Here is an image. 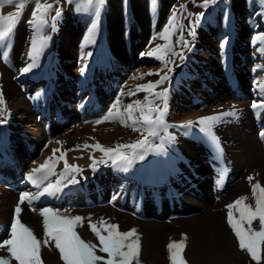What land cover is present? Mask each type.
Masks as SVG:
<instances>
[{"label": "bare ground", "instance_id": "bare-ground-1", "mask_svg": "<svg viewBox=\"0 0 264 264\" xmlns=\"http://www.w3.org/2000/svg\"><path fill=\"white\" fill-rule=\"evenodd\" d=\"M146 2H149V14L153 15L152 19L146 16ZM40 3L42 4L43 0H40ZM170 3L171 0H104L100 5L97 0H88L84 8L77 5L73 11L60 13V30L56 31L53 25L51 28L56 31V47L62 58L57 59L56 63L54 61L50 67L44 57L38 58L35 67L26 73L21 70L31 63L28 57L31 41L36 39L39 44L43 30L51 28L47 20L43 24L29 23L33 9L29 17L26 18L25 15L26 19L21 21L24 14L22 12L7 41L0 44V88L4 97L9 100L8 108L12 109V119L21 124L32 122L33 113L40 112L50 98L68 104L63 106V111L58 114L62 120L61 125L64 121L77 125L75 122L83 115L71 103L89 84L90 78L97 75L99 80L107 82L111 79L108 76L111 71L128 67L135 61L134 57L136 53H141L150 29L159 25L155 20L157 10L162 4ZM155 4L157 7L153 6ZM5 6L9 10L8 13L17 11L13 5ZM241 8L252 11V25L239 13ZM129 9L130 11H127ZM223 10L231 11L232 28H228L229 21H226ZM8 13H3L0 9V15ZM259 18L264 22V0H228L227 4L220 1L214 10L203 18L200 33L204 36L235 39V46L223 48L224 52H221L227 59L229 55L238 54L236 66L239 64L244 69V75L240 77V81L232 66L225 67L226 65L223 67L225 74L218 65L212 69L213 74L211 69L204 65L206 60L197 57L196 60L203 63L200 67L196 61L194 65L189 66L187 74L168 85L163 118L166 127L158 129V137H149L151 143L162 144L163 148L160 152L149 151L143 160L134 159L131 164L112 165L107 156L92 147L97 143L109 148L118 144H130L142 138L141 131H133L131 127L118 123V120L104 121L95 127L86 124L84 131L90 134L89 136L97 137V141L94 137L91 140L86 139L85 145L89 147L85 148L83 145L78 153L69 154L65 159L71 166L79 167L78 164L82 163L80 171L66 173L65 160H60L54 166V174L37 187L26 179L29 173L26 168L31 159L28 160V155L31 154L27 152V159H21L20 155H11L9 145L12 141L21 139L14 136L8 139L2 135L0 242L10 238L14 209L20 194L41 193L49 183L55 185L60 181L58 190L39 195L32 205L27 201L21 205L19 218L34 234L44 228L43 218L33 208L48 207L60 213L67 211L72 217L84 218L75 230H80L82 234L87 230V234L93 237L95 234L89 227V221L98 225L101 220L113 223L118 225L119 231L129 226L143 231L140 243L147 252L141 253L154 259L153 264H169L164 240L167 236L176 237L178 232H184L187 237L184 258L189 264H257L245 250L238 249V240L227 222V206L241 197L248 198L246 203H254L253 185L259 183L264 186V137L261 136V133H264V108L252 107L253 102L264 104V91L257 83H250L252 78L250 79V72L247 71L248 65L252 64L256 74L253 77H257L253 81L262 80L264 83V39H256L262 36L258 34L248 40L247 35L250 27L259 30ZM93 23L96 26L90 31ZM164 29L163 26L162 31ZM97 30L103 33L102 41L106 40L104 51L109 50L113 59H108L105 55L101 59L97 57V71L89 75L97 49L96 45L94 48L92 45L100 33ZM89 37H92V40H87ZM248 43L249 47L246 46ZM75 52L79 57H83L81 62H73L72 56ZM220 59L222 60V57ZM210 62L212 61H207V64ZM77 65L78 68L83 66L81 75L79 70L75 71ZM32 83L40 84V87L36 89V96L34 95V99L29 103L25 100V92L21 87H29ZM248 86H254L252 91H248ZM111 88L112 85L107 86L106 92ZM103 96L99 91L96 95L92 92L84 111L88 114L93 112L94 108L98 109L99 100ZM158 102L161 105L165 103ZM233 108L238 111V115L221 117L213 127L215 139L202 131L199 124L180 127L189 121L196 122L202 117L218 115ZM184 112L190 114L186 116ZM96 116H92V119H98ZM178 116L189 117V120L180 122L181 117ZM138 118L139 112H135L134 119ZM88 120V117L84 118V122ZM125 122L132 123L127 120ZM33 126L37 127V124ZM62 127L64 126L55 125L53 129ZM78 132L79 136L83 137L82 133ZM124 133L130 134L128 139H125L126 136L119 138ZM102 158L107 163H100ZM62 173L64 175H61ZM249 177L253 179L249 180ZM73 178L74 182L69 183ZM232 211L237 218L238 213ZM259 227V222L254 221L253 228L258 230ZM43 248L46 252L52 249L50 244ZM0 257L10 258L6 248L0 249ZM260 257L259 264H264V244ZM10 264H13L11 260Z\"/></svg>", "mask_w": 264, "mask_h": 264}, {"label": "rangeland", "instance_id": "rangeland-1", "mask_svg": "<svg viewBox=\"0 0 264 264\" xmlns=\"http://www.w3.org/2000/svg\"><path fill=\"white\" fill-rule=\"evenodd\" d=\"M87 1L88 0H43L42 4L48 3V4L53 5V9L50 10L45 17V19L48 22H50L49 28H51V26L53 25L56 27L55 28L56 31L60 30L59 29L60 25L58 24V21L60 20V16L56 17V11H55L56 9H59L60 13H63V12L68 11V10L73 11L76 9L77 5H78V7L84 8L87 5ZM220 1H223L224 4H227L228 0H212V2L207 5V7L203 6L204 0H171V3L169 5H163L162 4L161 8H159L157 10V13H158L157 18L155 16V20L158 21L159 25H158V27H157V25H155L154 29H150V33L148 34V37L145 40L146 42L143 43L142 51H140V52L141 53H147V51L149 52L150 49H151V51L155 50L157 45H166V46H171L172 52L176 53L177 55L169 54L168 56L164 57L165 60H169L167 67H165L164 60L156 59L155 55H152V56L143 55L142 56L141 53L138 52V53H136V55L134 57L135 61L131 62L128 67H125V68L119 67L115 71H111L108 74V76L111 79H109L107 82H102V80H99V78H98L99 76H97V75H95L94 77H91L89 84L86 85L84 89H82L83 91L81 90L79 97L71 103V105H74L75 108H78V110H80L81 114L83 115L82 118L79 119V121L75 122V124L78 123L75 126L73 125V123H70V121H64L65 123L64 122L62 123V125L64 127L60 128L58 130L53 129L55 127V125L56 126L57 125L62 126L61 125L62 120L58 117L59 116L58 114L63 111V109H64L63 106H67L68 104L60 102L59 100L50 99V98H48V102H45V104L42 106V110L40 112L38 111L36 113H33L34 116L31 117L32 122H28V123L25 122L23 124L18 123L17 120L12 119V114H11L12 109L8 108L9 100H8V98L4 97V95L2 94L3 92L1 90L2 88H0V94H2L3 101H4L3 104H0V109H2V112H0V137H2V135H4L8 139H9V137L11 138V136L12 137L13 136L18 137L19 139H21V141H15L14 140L9 145L10 150H11V155L14 157H18V155H20L19 157L21 159H23V158L25 159L27 152L29 154H31V155H28V160L30 158L31 159L29 160L30 161L28 164L29 166L26 168L27 172H30V170L33 169L34 167L36 168L39 165L44 164L45 160L48 159L49 157H53L54 159H57V161L59 162L60 159H58V158L61 156V154H64V160H65L69 154H73L74 152L78 153V151L81 149V147L83 145H85L86 139L91 140L92 137H94L95 140L97 141V137H95L92 134L93 132H91V134L93 136H89L90 134H88L86 131H84L85 125L87 124V126L89 125L91 127L101 125V123L104 122V120L102 118L106 114H108L111 106L117 101L118 97H119V104L117 105V108L114 110V114L116 112H119V113L124 112L126 106L129 103H134L136 100L143 101L144 97L146 95H149V93L143 92V91L137 92L136 95H129V91H135L139 84H144V83H147L149 81L154 82L157 79H160L165 74H167L168 79L165 80L158 87H155L153 89V91L160 92V91L165 90V89L167 90V88L169 87L168 85L171 84L172 82H174L175 79H181V77L183 75L188 73L189 66L194 65L196 61H197V66H199V67H200V65L203 64V63H199V61L196 60L197 57L203 58L204 61L206 60L204 65H206L207 69H211V73H213L212 69L217 65L221 68L223 74H225V70L223 68L225 65H226L225 67H231L232 66V69L234 70V72H236V77L241 81L240 77L244 75V72H242L244 69L239 64L236 66L235 60L237 59L236 56H238V54L237 55H229L228 59L226 57L224 58V56L222 54V52H224L223 48H231L232 46H235V44H234L235 39L233 37H229V38L225 37L223 39L219 38V37L217 38V36L216 37H213V36L209 37L207 35L204 36L203 34L200 33V27L203 26V24H202L203 18L208 13L212 12L214 10L216 4H218ZM181 4H187V9L178 14L177 24L179 25V27H176L175 31L169 36L168 40L162 39L161 35H160L161 33H163L162 28H163V26L166 27V25L168 24L169 17L172 15L173 7L175 6L178 8L179 5H181ZM34 6H35L34 2H30L27 4V6L25 7V10L23 11L24 14H22L21 21H23L24 19L29 17V15H30L29 13L34 8ZM153 6L157 7V4H155ZM146 7H147L146 16L149 19H152L153 15L149 14V13H151L149 11V2H146ZM0 9L2 10L3 13H5V12L8 13V11H9L5 5L0 6ZM224 9L225 10L227 9L226 5H224ZM127 11H130V9ZM133 11H134V13H136L135 9ZM201 13H203V15H200ZM239 13L244 16V20L246 19L248 24L252 25L251 24V17L253 18V15L251 16L252 11L248 10L247 8H245V9L241 8L239 10ZM25 15H27V17ZM223 15L226 17V21H229V25L227 23L228 28H232L230 25L232 23L231 22V11L230 10L229 11L223 10ZM53 17H56V18L53 19ZM197 17H199L198 21L196 19ZM258 20H259V26H261V27H259V30H256V29L250 27L251 30H249L247 32L248 40L250 39V37H253L255 35L258 36V34L264 36V26H262V25H264V22L260 18ZM132 21H134V20H132ZM190 30L195 32V37L188 35ZM43 31H44V33H42V35L40 37L43 36V37H47L48 39H47L46 43L44 44L43 51L41 52V54L36 59L44 57L43 59L46 60V63L50 67V65L54 64V61L56 63L57 59L59 60L62 57L60 56L59 49L57 50L58 47H56L57 46L56 45L57 44L56 43L57 37L55 36L56 31L53 30V28L43 30ZM97 31L100 32L99 30H97ZM230 32H231V30H230ZM225 33L228 34L227 32H225ZM102 35H103V33L100 32L98 34L99 40L98 39L95 40V44L92 45L93 48L96 45L95 48H97V49L93 55V57H95L96 59L93 58L92 59L93 65L91 64V67L94 69L91 68V70L89 71L91 73L89 75L94 74L95 70L97 69L96 63L99 60V59H97V57H99L101 59L102 56L105 55L108 59H113V58H111L112 54L109 50L104 51L106 40L104 39V42L102 41V39H103ZM87 40H92V37H89ZM182 40L188 41V47L187 48L182 46V43H181ZM223 42H225V43H223ZM38 43H39V40H38ZM208 45H210V46H208ZM146 46L150 49H148ZM246 46L249 47V43ZM145 48H147L148 50L147 49L145 50ZM206 48H209V50H205ZM221 50H222V52H221ZM220 52H221V55H220ZM66 53H68V52H66ZM181 53L183 54V57H184L183 59H180L179 54H181ZM200 53H201V55H199ZM156 55H163V50H160L159 52H157ZM72 57H73L72 60H73V62L75 61V63L76 62L78 63V61L81 62V60L83 58V57L82 58L79 57V55L77 53ZM145 57H147V59ZM220 57H222L223 61L220 59ZM0 58H2V57H0ZM210 60L212 62L207 64V61H210ZM220 61H222V62H220ZM228 62H229V64H228ZM221 63L222 64L224 63V64L222 65ZM78 65H77V67L75 66V68H76L75 71L77 72L79 70L78 73L81 75L80 68H82L83 66L78 68ZM82 65H84V64H82ZM80 66H81V63H80ZM253 67L254 66H252V64H250V65H248V69H247V71L250 72V74H249L250 79L252 78L250 83L251 82H252V84L257 83V85H259V87L263 88V91H264V83L262 80H259V81L257 80V82L253 81V79L257 78V77H253V76H256V74H254L255 70ZM168 69H171V71L169 72ZM73 71H74V68H73ZM83 71H84V69H83ZM149 72L155 73V74L146 75ZM113 74H115L114 77L112 76ZM83 75L85 76V73ZM139 76H143V79H136L135 78V77H139ZM242 83L243 82H241V84ZM108 84L112 85V88L110 91L106 92L107 86H109ZM39 85H35L32 83V85H30L29 87H21L22 90L25 92L24 98L26 101H29V103L32 102V100L36 96V89L38 87H40ZM253 87L254 86H248V91L249 92L252 91L251 89ZM98 91L103 93V95H104L99 100L100 107L98 109L94 108L93 112H90L87 114L84 111V109H86V107H87L88 98L90 97L92 92H94L96 95V92H98ZM262 93H264V92H262ZM157 103H159V102L157 101ZM60 104H62L61 107L59 106ZM92 113H94L95 115ZM136 113H138V112H136ZM185 113L186 112H184V115H186V116L190 114V112L188 114H185ZM92 116H96V117H98V119H95V118L92 119ZM186 116H178V117H181L180 119L179 118L178 119L181 120L180 122L188 121L189 117L185 118ZM87 117L89 118V120L87 122H84V118H87ZM97 120H102V122L96 125L95 121H97ZM117 120H118V123L122 124L120 122V119H116V121ZM36 124H37V127L33 126ZM55 130H57V131H55ZM63 131L65 133H63ZM78 131H80L82 133L83 137L79 136ZM165 132H167V131H165ZM129 135L130 134H128V133H124L119 138L121 139V137L126 136L125 139H128ZM125 139H123V140H125ZM53 149L58 150L55 153V156L53 154ZM68 149H72V150L66 151ZM21 159H20V161H21ZM78 165H79V167H81L82 163H79ZM73 166H75V165H73ZM59 188L60 187L57 186V189H59ZM232 204H234V203H232ZM229 211H230V209L228 208V213H229ZM237 218H238V216H237ZM132 229H135V228L129 226V227H126L120 231L124 232V231H129ZM135 230H136V234L141 239V236L143 235V231L138 230V229H135ZM75 231L85 241H89V242H92V243L99 245L98 238L96 236L93 237V236H90L89 234H87V230H86L85 234H82L80 232V230H75ZM177 232H178V230H177ZM104 234H106V233H104ZM34 235L42 241L45 238L44 230H42V231H40ZM182 235L185 236V233L184 232H178L177 236L173 237L174 239L169 238L170 236H167V238L164 240L165 241L164 249L168 252V263L169 264H172V261L170 259V252L168 250L167 245L172 241L181 240ZM49 244L51 245V248H52L50 252H46L43 248L44 246H41V248H40V256H41L42 264H64V261L61 259L59 250L55 248L54 242H50ZM140 246H141V248H140V254H139V258H138L139 264H143V262H150V264H153L155 260L154 259L152 260V258H149V257H145L141 252H147V251L143 250V246L141 243H140ZM238 249L241 250L239 246H238ZM261 249H262V245H260V252H261ZM184 251H185V248L182 252V257L185 260L186 264H189V261L184 258ZM241 251H243V250H241ZM245 252H247V251L245 250ZM96 254L100 255L102 257H105V258L107 256L106 253H101L99 251H97ZM11 262L13 264H17V262L14 260H11ZM97 264H104V261H99V262H97ZM133 264H136V262L134 261Z\"/></svg>", "mask_w": 264, "mask_h": 264}, {"label": "snow or ice", "instance_id": "snow-or-ice-1", "mask_svg": "<svg viewBox=\"0 0 264 264\" xmlns=\"http://www.w3.org/2000/svg\"><path fill=\"white\" fill-rule=\"evenodd\" d=\"M34 2L35 6L32 11V20L29 23H46L47 13L53 9L52 4H41L40 0H0V6L13 5L17 8V11L8 13L6 15H0V44L5 43L8 37L13 32V29L21 16V13L25 9L28 3ZM155 2V0H154ZM212 0H204L203 6L207 7ZM97 3L102 5L104 0H97ZM187 9V4H181L179 7H173L172 15L169 17L168 24L166 25L161 38L168 40L169 36L175 31L177 24L178 14ZM56 17L60 15L59 9H56ZM99 11V8H97ZM200 15H203L201 13ZM56 17H53L55 19ZM197 21L199 17L196 18ZM95 23L92 25L94 30ZM188 35L195 37V32L190 30ZM47 37H40V43L37 44L36 39L31 41L30 50L28 57L31 63H28L21 71L23 73L29 72L36 64V58L43 51L44 44L47 41ZM256 39H264V36L257 37ZM182 46L187 48L188 41L182 40ZM163 50V55H156L157 52ZM171 55H177L172 52L171 46L157 45L156 49L147 53H141V55H155L158 60H164L165 67L169 63V60H165L164 57ZM5 53V57H6ZM180 59H183V54H179ZM83 71V69H81ZM170 72L171 69H168ZM155 73H147L146 75H153ZM136 79H143V76L135 77ZM168 79V75L165 74L156 81H149L144 84H139L135 91H129V95H136L137 92H147L149 95L144 97V100H136L134 103H129L123 113L116 112L114 110L119 104V97L117 101L111 106L108 114L102 119L104 121L120 119V122L125 127H131L133 131H141L142 138L135 140L130 144H118L114 148L103 147L99 143L92 147L102 152L108 157V160L112 165H127L131 164L134 159L143 160L145 156L152 152H160L163 148L162 144L151 143L149 137L156 138L159 135L158 129L166 127L164 125V114L166 111V95L167 90L155 92L153 89L161 85L165 80ZM151 97V98H150ZM157 101H164V105L157 103ZM3 96L0 94V104H3ZM253 108L262 107L264 104L258 105L253 102ZM2 112V109H0ZM139 112V118L134 119V113ZM238 111L233 108L228 112H221L218 115L202 117L196 122L189 121L180 127H191L193 123L202 126V131L208 134L210 137L215 139L213 133V127L220 121L223 116H237ZM132 121L131 124L125 121ZM102 120L95 121L96 124L101 123ZM264 137V133H261ZM59 143V142H58ZM89 147L88 145L84 146ZM68 149L66 151H71ZM126 150V151H125ZM57 149H53V154L57 152ZM64 160V154L58 158ZM51 162V163H50ZM57 159L49 157L45 160L44 164L33 168L27 175L26 179L32 184L39 187L48 179L50 175L54 174V166L57 163ZM100 163H107L103 158L99 161ZM65 163V172H79L78 166L68 165ZM95 164L96 161H93ZM61 175H64L62 173ZM249 177V180H252ZM74 182V178L69 180V183ZM60 181L57 183H49L43 192L32 194L24 192L20 194L19 202L14 209V219L11 224L10 238L0 242V249H5L10 254V258L0 257V264H10V260H14L17 264H42L40 256L41 246H48L50 242H54L55 248L59 250L61 259L64 264H97L99 261H104V264H139L140 254V238L136 234V230L132 229L129 231L121 232L118 229V225L105 222L101 220L99 225L91 223L89 221V227L91 231L99 240V245L85 241L77 234L75 228L81 225L84 218L80 216H69L67 211L60 213L59 211H53L51 208L43 207L40 209L33 208L34 211H38L39 215L43 218V228L45 238L44 240L38 239L32 229L24 225L20 220V214L22 212L21 205L27 201L29 205L33 204V201L38 198L39 195L44 193L54 192L57 189ZM253 198L254 203H246L247 197H241L237 199L234 204H230L227 207L230 209L228 213L227 222L234 232L239 247L241 250H246L251 256V259L260 262V245L264 244V186L259 183L253 185ZM235 213H238V218L234 217ZM259 222V229L253 228V222ZM247 225V227H245ZM106 233V234H104ZM187 237L182 235L181 240L170 242L167 247L170 252V259L172 264H186L182 257V252L186 246ZM97 251L106 253L107 256L102 257L97 255Z\"/></svg>", "mask_w": 264, "mask_h": 264}]
</instances>
